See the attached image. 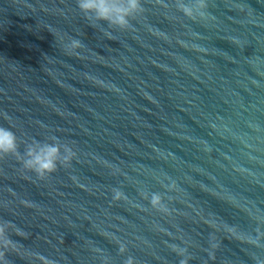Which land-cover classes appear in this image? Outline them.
Returning <instances> with one entry per match:
<instances>
[{"label": "water", "instance_id": "obj_1", "mask_svg": "<svg viewBox=\"0 0 264 264\" xmlns=\"http://www.w3.org/2000/svg\"><path fill=\"white\" fill-rule=\"evenodd\" d=\"M141 2L121 28L0 0L6 264H264V0ZM35 143L74 155L41 177Z\"/></svg>", "mask_w": 264, "mask_h": 264}, {"label": "clouds", "instance_id": "obj_2", "mask_svg": "<svg viewBox=\"0 0 264 264\" xmlns=\"http://www.w3.org/2000/svg\"><path fill=\"white\" fill-rule=\"evenodd\" d=\"M178 8L190 18H203L206 16V0H179ZM78 7L90 19L108 21L111 25L125 28L129 25V18L143 10L141 0H78ZM82 45L77 38H69L64 47L71 52ZM19 137L12 127L0 125V156L17 154ZM63 148V152L61 151ZM74 155L71 147L60 143H35L27 148V159L23 160L25 168L34 170L39 176L44 177L54 172L58 161L68 163ZM122 193L115 191L116 198ZM159 199L154 196L153 202ZM8 222H0V249L14 247V242L7 236ZM0 264H6L3 253L0 252ZM131 264V260H129ZM186 264V261H181Z\"/></svg>", "mask_w": 264, "mask_h": 264}]
</instances>
